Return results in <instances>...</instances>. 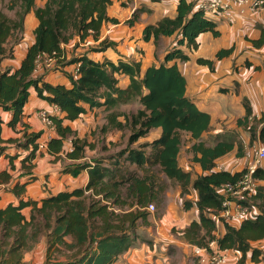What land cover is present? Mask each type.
Here are the masks:
<instances>
[{"label": "trees", "instance_id": "obj_1", "mask_svg": "<svg viewBox=\"0 0 264 264\" xmlns=\"http://www.w3.org/2000/svg\"><path fill=\"white\" fill-rule=\"evenodd\" d=\"M110 4L111 0H46L42 7L36 8L34 15L38 24L33 32V44L28 47L17 69L0 72V108L11 112L8 126L14 128L23 116L28 89L32 87L39 99L57 107L62 115L51 117L57 137L47 142V154L57 159L64 142L69 140L71 150L66 152L65 157L78 161L85 158L86 147L93 149L94 146L77 137L75 131L62 124L63 121L78 119L85 113L83 105L104 107L108 111L137 101L140 108L136 113L123 115L124 122H120L116 120L119 115L113 111L105 128L123 130L127 127L130 132L128 146L146 137L151 130L160 129V135L151 142L123 151L127 162L137 168L149 165L148 171L138 176L122 171L120 167L110 170L97 160L82 162L67 167L65 171L76 176L86 170L88 181L84 187L61 191L40 201L23 200L28 182H17L7 188L12 176L7 170L0 171V192L8 191L18 199L17 204L0 207V264H29L23 260L24 253L31 250L41 236L46 240L42 264H113L139 240V227L149 225L147 206L163 201L161 194L164 190L158 184L157 173L174 181L181 190L182 198L189 193L190 187L197 193V220H192L181 231L186 243L205 247L214 241L218 249L239 253L238 264H244L248 252L252 262H259L261 252L252 243L264 239V207L260 209L257 206L259 213L254 219H246L237 226L219 220L223 223L224 232L217 234L215 216L221 210L222 202L217 190L225 184H235L246 168L233 173L214 170L215 161L233 150L235 139H219L212 145L204 141L203 134L210 128V115L200 111L186 96V81L177 61L186 62L189 57L179 48L174 46L165 54L162 63L148 67L142 74L138 62H95L82 55L69 61L72 65L78 64L77 76H68L69 86L51 85L41 77H34L40 57L53 58L54 63L59 64L64 58L62 44L74 37L80 41L87 37L96 40L105 22L117 24L116 19L106 14ZM197 4L179 0L173 19L163 18L143 29L144 41L152 40L156 45L161 37L176 35L178 46L184 44L197 49L196 38L200 34L211 33L217 37L219 31L216 24L206 18ZM33 5V0H9L7 9L14 11V17L0 10V60L12 58L13 46L23 32L24 17ZM139 11H134L127 24L134 23ZM251 42L256 47L261 46L264 33ZM110 46L111 43L101 41L100 49ZM231 52L232 48L221 49L215 59L227 57ZM196 63L207 66L210 71L214 69V60L197 58ZM244 66L249 68L252 64L246 61ZM254 69L259 70L260 67ZM116 75L128 77L129 83L125 88L118 87ZM243 106L245 115L237 120V126L248 132L250 145L256 140L264 144V115L253 117L245 99ZM2 123L0 118V134ZM40 135V132L25 130L19 138L3 141L0 137V154L5 150L2 144L20 148L25 152L21 159L22 168L29 170L39 150L37 141ZM183 138L190 142L191 159L202 171L193 181L191 173L178 164ZM147 147L149 156L143 150ZM238 148L240 150L241 146ZM6 157L10 170H13V160L17 155ZM152 168L157 171H152ZM252 176L259 182L264 181V169L258 166ZM263 197L264 185L250 200L255 202ZM262 204L264 206V198ZM191 205L189 200H183L184 210ZM24 208L30 209L28 217L22 213Z\"/></svg>", "mask_w": 264, "mask_h": 264}, {"label": "crops", "instance_id": "obj_2", "mask_svg": "<svg viewBox=\"0 0 264 264\" xmlns=\"http://www.w3.org/2000/svg\"><path fill=\"white\" fill-rule=\"evenodd\" d=\"M32 10L28 12L23 21V32L19 41L13 46L12 58L5 57L0 60V72L5 70L13 71L20 65L29 46L34 42V29L38 22L34 15L36 8L42 7L46 0H33ZM179 0H111V4L106 10L109 18L116 19L117 24L105 22L98 38L87 37L80 41L74 37L66 44L61 45L64 58L59 64L49 62L45 56L38 59L37 69L34 77H41L44 82L51 85L69 86V75H73L75 65L69 63L70 59L86 55L87 58L102 62L110 60L117 63L118 60L133 61L140 64L141 74L150 66H157L164 61L165 54L174 46L179 48L189 57L186 62H178L177 66L186 81V96L196 107L210 115V128L203 134L204 141L212 145L219 139H235L233 150L215 161V171L238 172L253 164L252 153L250 152V136L241 126H237V120L245 115L243 100L248 102L253 117L264 115V43L261 46H254L251 40H257L264 33V11L237 13L231 19H222L206 15V18L213 21L219 31V35L214 37L211 33H202L196 38L197 49L177 45L176 35L161 37L155 45L152 40L144 41L143 29L148 25H154L163 18L173 19L176 16V7ZM194 4L201 0H186ZM140 10L133 24H127L132 18L134 11ZM8 16V15H7ZM10 17V16H9ZM101 41L111 43L110 47L102 50ZM9 43L8 46H10ZM232 52L227 57L215 59L216 53L221 49H230ZM197 58L214 60V69L210 71L207 66L196 63ZM249 62L251 67H245L244 63ZM171 64V63H170ZM254 67H260L259 70ZM118 87L125 88L129 79L124 75H116ZM28 100L23 107V116L14 128L8 126L11 112L0 108L1 125L0 137L3 141L10 138H19L23 131L40 132L38 143H43L44 148L38 150L35 159L32 161L33 167L29 170L22 168L21 159L24 153L14 145L2 144L5 150L0 154V171L7 170L12 178L7 188L15 183L27 181L23 200L40 201L46 196L55 195L61 191H71L76 188L84 187L88 181L86 170L81 171L76 176L66 172L67 167H73L79 163H91L86 153L90 149L86 147L85 158L81 160H68L66 152L71 150L69 140L63 144L62 152L58 158L46 152L47 142L57 137L53 126H46L39 118V111L44 110L52 117H62L57 107L48 104L36 96L34 89H28ZM137 102V101H136ZM138 103V102H137ZM139 104V103H138ZM85 113L74 121L64 120L63 125L69 126L76 132L77 137L86 139L88 130H94L97 124L108 123V117L114 110H105L104 107L89 108L83 105ZM140 106V105H139ZM103 113V118L99 119L97 114ZM102 116V114H101ZM117 121L120 117H116ZM112 130H117L109 128ZM160 129H153L149 134L142 138L145 142H151L160 135ZM119 132L106 134L105 142L107 146L117 139ZM90 145L89 141L86 139ZM259 142V141H254ZM253 142V143H254ZM190 145V144H189ZM188 150V157L181 158L182 150L178 155V164L184 170L191 173L192 181L196 176L202 174L201 168L191 159L192 154ZM239 145L241 149L239 150ZM241 155L238 156L237 153ZM17 155L13 160L14 169L10 170L7 155ZM88 160V161H86ZM62 161L70 164L62 167ZM25 165H28L25 163ZM264 169V160L259 165ZM194 169L197 174L192 172ZM259 185H264L260 181ZM179 186L173 193L166 194L167 206L162 215H151L149 225L140 226L137 234L142 230L148 232L152 239L137 242L128 251L121 254L113 264H171L170 256L164 255L166 249L170 248V254L177 250L178 258L176 264H197L191 254V245L182 239L181 231L188 226L192 220H197L198 212L195 207L197 193L191 187L189 193L182 198ZM184 199L191 202V207L187 210L178 212L177 205H181ZM18 199L8 191L0 192V207L9 203L17 204ZM253 215L259 213V209L252 206ZM29 208H24L22 213L28 217ZM233 225V224H230ZM235 226V225H233ZM217 234L224 232L222 222L216 221ZM178 230L172 233V229ZM147 233V234H148ZM151 240V241H150ZM151 242V243H150ZM153 243V244H152ZM261 251L263 255L259 262H252L250 252L247 253L244 264H264V239L252 243ZM190 248V249H189ZM46 240L42 236L36 245L24 253V261L29 264H42L45 260ZM182 251L186 252L183 257ZM163 254V255H162ZM190 254V255H189ZM227 264H238L240 254L231 252ZM173 255V254H172ZM180 256V257H179ZM263 258V259H262Z\"/></svg>", "mask_w": 264, "mask_h": 264}, {"label": "built area", "instance_id": "obj_3", "mask_svg": "<svg viewBox=\"0 0 264 264\" xmlns=\"http://www.w3.org/2000/svg\"><path fill=\"white\" fill-rule=\"evenodd\" d=\"M197 7L206 15L219 17L222 19H231L236 13L245 15L264 11V0H201ZM49 62H54L53 58L45 56ZM77 67L73 71V77L77 76ZM37 69V65H36ZM39 118L42 123L48 127L53 126L51 116L48 112L40 110ZM39 150L44 148L43 143H38ZM250 152L253 157V164L246 167V172L235 184H225L217 191L222 198L221 210L215 216V219L223 220L228 224L239 225L246 219L253 220V214H250L242 200L248 199L256 194L259 181L253 178L255 169L264 160V145L261 143H252ZM146 210L153 214L155 208L153 204L147 206ZM231 250L218 249L214 241L208 243L205 247L191 246V254L194 262L197 264H227L231 257Z\"/></svg>", "mask_w": 264, "mask_h": 264}, {"label": "rangeland", "instance_id": "obj_4", "mask_svg": "<svg viewBox=\"0 0 264 264\" xmlns=\"http://www.w3.org/2000/svg\"><path fill=\"white\" fill-rule=\"evenodd\" d=\"M8 2H9V0H0V10L2 12H4L6 15H8V16L14 17V11H10V10L7 9ZM16 10H18V8ZM211 18H213V17L211 16ZM139 108H140V106H139V104L137 102H132L130 104H125V105L118 106L117 109L114 110V113L118 114L119 117H120V120L124 121V116L123 115L130 116V115L136 113V111ZM101 114H102V116H101ZM101 114H97L99 116V119L103 118V113H101ZM105 126H106V124L104 122L101 125L97 124V126H95L94 130H91V129L88 130L86 139L89 141L90 145H93L94 147H93V149H90V152L86 153L87 159L90 162H92L93 160L100 161L104 167H108L110 170H115L116 167H120L122 169V171L133 172V173H135L138 176L146 174V171H148L149 165H146L143 168H137L135 165L130 164L129 162H127L126 159H125L126 154H123V151H125V149H127V148H129V149H137L140 144L146 143L145 140L141 138L136 143L128 146L127 140H128V136H129L130 132H129L127 127L124 128L123 130H112V129H107L106 130ZM111 132H119L120 134L115 135V136H117V139L114 142L110 143L109 146H107V144L105 142V136H106V134H109ZM255 143H257V142H255ZM189 144H190V142L187 141L186 138H183V143H182V146H181V150H182V154H181L182 157L181 158L188 157V150H186L185 147L188 146ZM262 145H264V144H262ZM143 150L145 151V154L149 156V153H150L149 147L144 148ZM88 160H86V161H88ZM61 163H62L61 164L62 167H66L67 165L70 164L67 161H62ZM152 169H153L152 171H154V172L157 171L156 168H152ZM192 172L194 174H197V172L194 169H192ZM156 176H157V179H158V184L161 187H163L164 191L161 194V197L163 198V201L161 203H158V205L155 204V203L153 204L154 208H155L153 214H151L153 216H155L157 213L159 215H162V213L166 209L167 201H168L167 197H166V194L173 193L174 190L178 187V185L174 181H170V180L166 179L165 176L162 175L161 173H157ZM260 187H262V185L261 186L259 185L257 189H259ZM263 198L262 199L258 198V200L255 201V202H252L250 200V198H248V199L243 200V204L247 207V209L249 210L250 214H253L251 212L253 210L252 206H255V207L258 206L259 208L260 207L261 208L264 207L263 204H262ZM177 208H178V212L179 213L184 211V208L181 207V205L180 206L177 205ZM216 221L217 222H221V221H219V219H216ZM176 232H178V230L173 228L172 229V233H176ZM147 233H146V231H142L141 230L137 234L138 237H139V240L137 242H139L140 240L141 241L147 240L149 238L152 239V236H150L149 233L148 234ZM39 239L42 240V236ZM137 242H136V244H137ZM177 252H178L177 250H173L172 251L173 255H172V254H170V248L165 250L164 255H166V253H167V256H170L171 264H176V262L178 260V258L175 257L177 255ZM185 253L186 252L182 251L183 257H186ZM262 256L263 255L261 254L260 257H262Z\"/></svg>", "mask_w": 264, "mask_h": 264}]
</instances>
